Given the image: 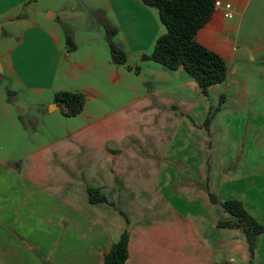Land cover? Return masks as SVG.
I'll list each match as a JSON object with an SVG mask.
<instances>
[{
	"label": "crops",
	"instance_id": "0c3cea01",
	"mask_svg": "<svg viewBox=\"0 0 264 264\" xmlns=\"http://www.w3.org/2000/svg\"><path fill=\"white\" fill-rule=\"evenodd\" d=\"M221 1L231 4L232 18L214 10L195 39L225 60L229 76L238 72L237 59H252L253 52L264 49V43L236 49L250 26L260 22L264 0ZM64 8L41 6L38 0H0V264H102L124 229L129 231L124 264H248L241 229L217 226L229 214L208 194L219 201L237 198L255 216L239 192L223 189L234 180L222 144L223 107L205 128L208 96L193 98L200 89L182 67L169 71L157 62L146 70L155 83L146 81L147 94L140 100L85 125L62 126V133L35 147L29 144L30 128L61 108L53 100L56 91H79L86 100L98 95L93 85L65 81L75 77L74 70L83 71L88 60L73 58L64 68L63 59L71 55L59 34ZM96 9L99 21L116 29L115 43L121 47L123 31L137 56L154 61L153 44L165 32L154 8L141 0H101ZM20 24L25 26L20 42L47 53L42 82L27 81L21 55L16 53L15 63V48L3 44L9 26ZM133 66L141 72L138 63ZM5 77H16L36 103H18ZM178 88L190 90L191 97L172 93ZM88 187L99 188L128 222L109 203H90ZM254 260L264 264V231Z\"/></svg>",
	"mask_w": 264,
	"mask_h": 264
},
{
	"label": "rangeland",
	"instance_id": "374dc122",
	"mask_svg": "<svg viewBox=\"0 0 264 264\" xmlns=\"http://www.w3.org/2000/svg\"><path fill=\"white\" fill-rule=\"evenodd\" d=\"M38 2L41 6L48 5L57 9L65 6L66 15L60 22L59 34L61 39L69 34L76 46L75 49L70 50L71 55L63 59L64 68L73 58L84 62L88 60L83 71L74 70L72 72L74 78H70L69 75L65 78L67 85L83 87L93 85L99 91L97 98L85 101L81 112L76 116L66 117L62 113L63 108H60L52 115H46L44 122L38 123L34 130L30 128L29 144L34 142V147L38 142H45L62 133V126L79 127L91 119L140 100L147 94L146 81L155 83L146 70L152 69L155 65L159 66L155 61H147L142 56H137V52L125 44L123 31H120L119 41L128 59L124 64L117 65L112 62L106 39L111 25L105 19L99 21L102 14L96 9L101 0H62L61 2L38 0ZM111 16L112 13L109 12L110 21L117 25ZM37 18L42 20V11H39ZM258 21H260L258 24L250 26L251 29L243 34L244 42L236 46L238 52L243 50L244 43L251 46L264 43V15ZM9 27L11 34L4 39L5 48H15L13 51L15 63L16 53L21 55L19 56L21 67L27 81H44L46 51L41 48L38 51L26 42H20L24 25ZM244 27L245 24H242V31ZM62 43L68 48L65 40ZM134 62L139 64L141 72H139L140 68L133 66ZM236 65L238 66L236 74H229L225 82L213 85L208 89L207 95L196 90L193 98L208 96L207 103L212 109L223 107L221 119L225 121V140L222 144L225 152L227 151V161L231 160L228 173L234 178L233 181L226 183L223 189L227 194L239 192L247 207L254 213V217L264 226V49L261 52H253L252 59L250 57L237 59L234 63V66ZM112 73L117 74L118 78L112 80ZM3 81L10 82V87L16 91L11 96L22 106L27 104V100L36 103L37 97L32 91L18 85L16 77H5ZM172 93L178 97L186 95L191 97V91L186 89H173ZM46 96L48 95L45 93L42 97L46 98ZM34 110L37 111V108ZM23 121L29 120L26 118ZM182 130L183 128H180V131ZM201 155L203 156V153Z\"/></svg>",
	"mask_w": 264,
	"mask_h": 264
},
{
	"label": "trees",
	"instance_id": "16d2710c",
	"mask_svg": "<svg viewBox=\"0 0 264 264\" xmlns=\"http://www.w3.org/2000/svg\"><path fill=\"white\" fill-rule=\"evenodd\" d=\"M145 5L156 10L165 32L159 35L153 44L151 56L154 61L161 64L169 71L182 67L186 73L196 82L200 92L207 95L210 86L222 83L228 76V65L216 52L198 43L195 39L197 31L208 21L213 9L214 0H141ZM109 27V26H108ZM116 29L109 27L107 40L109 54L112 62L124 64L127 60L126 52L113 40ZM66 43L69 50L75 49L72 37L66 35ZM56 106L63 108L65 116H75L81 112L86 97L79 91L58 90L53 95ZM219 107L210 108L204 127L208 125ZM88 201L92 204L107 202L114 206L118 212L126 215L109 201L99 188H87ZM212 203H219L229 217L217 222L221 228L241 229L247 244L249 253L248 264H259L254 258L257 249L258 237L264 231V226L237 198H229L219 201L209 192ZM129 231L124 229L119 238L113 242L109 250L104 254L102 264H124L128 258Z\"/></svg>",
	"mask_w": 264,
	"mask_h": 264
},
{
	"label": "built area",
	"instance_id": "2783aa9c",
	"mask_svg": "<svg viewBox=\"0 0 264 264\" xmlns=\"http://www.w3.org/2000/svg\"><path fill=\"white\" fill-rule=\"evenodd\" d=\"M213 9L222 11L225 18H232L233 13L231 10V4L229 2H222L221 0H214Z\"/></svg>",
	"mask_w": 264,
	"mask_h": 264
},
{
	"label": "water",
	"instance_id": "95a60500",
	"mask_svg": "<svg viewBox=\"0 0 264 264\" xmlns=\"http://www.w3.org/2000/svg\"><path fill=\"white\" fill-rule=\"evenodd\" d=\"M58 107V106H57Z\"/></svg>",
	"mask_w": 264,
	"mask_h": 264
}]
</instances>
